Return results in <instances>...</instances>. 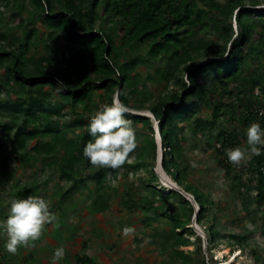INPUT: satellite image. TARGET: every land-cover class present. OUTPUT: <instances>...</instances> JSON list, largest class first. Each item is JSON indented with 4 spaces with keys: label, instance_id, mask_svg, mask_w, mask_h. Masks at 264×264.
<instances>
[{
    "label": "trees",
    "instance_id": "trees-1",
    "mask_svg": "<svg viewBox=\"0 0 264 264\" xmlns=\"http://www.w3.org/2000/svg\"><path fill=\"white\" fill-rule=\"evenodd\" d=\"M0 1L16 9L13 25L0 19V149L8 142L10 152L17 153L15 159L34 164L52 157L46 162L59 165L62 178L94 196L90 213L106 211L112 187H107V174L113 172L117 178L118 169L92 166L83 149L93 139L87 130L91 116L121 93V101L129 108L149 109L159 120L163 167L195 196L199 224L204 225L212 202L186 180L188 168L180 159L188 128L205 135L208 148L214 145L218 164L226 175H233L238 188L246 187L244 171L250 169L257 184V203L264 205V146L258 145L262 154L254 155L243 168L231 164L226 155V149L242 147L239 128L250 122L264 127V116L259 114L264 108V0ZM181 70L186 72V82L176 79ZM170 83L181 92L167 96ZM125 118L139 129L134 130L139 138L137 157L128 167L149 171V180L156 178L151 118L131 112ZM238 118L233 129L221 128L222 123ZM7 167L3 164L1 183L13 177ZM19 185L18 180L13 184ZM155 186L148 182L142 192L124 186L119 203L130 212L143 211L142 225L161 221L170 225L162 231L153 227L155 233L150 236L163 237L162 245L170 247L172 258H181L183 264H216L211 252L218 243L215 224L205 228L207 256L201 237L190 239L196 234L194 228L186 236L181 232L191 224L194 206L178 191L165 193ZM62 192L63 197L69 194ZM29 194L35 192L30 188L17 192L20 197ZM172 198L182 203V211L163 210L165 201ZM192 243V252L180 249ZM91 262L83 253L73 264Z\"/></svg>",
    "mask_w": 264,
    "mask_h": 264
},
{
    "label": "rangeland",
    "instance_id": "rangeland-1",
    "mask_svg": "<svg viewBox=\"0 0 264 264\" xmlns=\"http://www.w3.org/2000/svg\"><path fill=\"white\" fill-rule=\"evenodd\" d=\"M15 11V8L11 9V6L7 7L4 2L0 1V19L3 21L7 19L8 24L13 25L12 16ZM24 17H27L26 13H24ZM234 31V37H237L236 28ZM19 33H22V30ZM178 78L180 82H186V72L181 70L176 79ZM150 85L149 82L148 86ZM175 90L181 92L179 86L170 83L166 95H171ZM2 97L5 98L6 95L4 94ZM155 98L154 102L159 98V95ZM202 109L205 110V107ZM238 121L239 118L233 123L226 121L221 124V128L231 130L237 126ZM218 128L215 126L216 130ZM246 128H239L242 148L248 147ZM135 129L137 128L133 127V130ZM185 135L187 140L183 146V155L180 161L188 168L186 180L189 179V182L195 184L205 195H209L212 202L209 213H205L207 218L203 221L204 225L201 229L204 232L201 234L209 235L205 228L209 227L210 223L215 224L214 232L218 243L213 244L214 247L211 248L213 258L229 262L235 254L240 252L233 264H264V205L260 206L257 203V184L254 177L251 179L250 169L246 167V171H244V180H247L246 187L238 188L233 175H226L218 164L214 145L207 147L205 135L193 134L190 128L186 130ZM135 136L138 147L139 138L136 133ZM216 146L218 147V144ZM137 147L130 153L129 162L117 170V178H114L113 172L107 174V187L112 186L113 181L116 182V186L118 184L120 186L119 189L113 186L108 189L110 208L106 211L99 210L100 212L90 213V201L94 196L83 188L76 189L72 182L62 178L59 165L56 164L52 167L46 162V160L50 161L52 157L47 159L44 157L38 164H34L32 161L27 162L25 159H15L17 153L10 152L7 142L0 149V174L3 164H8L7 169L13 172V177L4 183L0 182V221L7 218L10 202L13 199L28 197L18 196V190L30 188L32 192H35L33 196H42L50 202V211L56 214L58 226L57 222L46 225L41 238L34 242L35 247H20L15 255L6 251L7 237L3 230H0V264H50L55 249L61 246L65 248L66 254L57 264H73L75 257L82 256L83 253L92 258L91 264H183L181 258L171 257L170 247L162 245L163 237L152 238L150 236L155 233L153 227L156 226L159 231H162L170 225L164 221L157 222L153 226L142 225L143 211L130 212L129 208L119 203V197L125 192L124 186L132 185L133 189L137 190L138 188V191L142 192L145 191L148 182L150 185L162 184L161 177L157 174V152L154 157L155 163L152 166L156 178L152 177L149 180V177L151 178L149 171L141 169L136 172L133 167H128L136 160ZM253 156L249 149L247 162H252ZM149 162V164L152 163L151 157H149ZM247 162L242 163L241 168ZM125 168L130 173L124 176ZM17 180L20 185L14 187L13 184ZM34 184L37 185L36 188H34ZM88 184L91 188L95 186L90 181ZM155 188L158 189L156 186ZM64 190L69 192L67 197L62 195ZM61 195L63 200L60 199ZM165 207L172 208L176 212L183 210L182 203L178 198L165 201L163 210ZM193 224L194 222H191L185 226L181 230L182 234L185 236L189 234V228ZM125 226L133 227L135 232L130 236H124L122 230ZM196 236L201 237L197 232L190 239L193 241ZM201 240L207 255L208 245L203 237ZM84 243H86V247L82 248ZM194 247L195 245L192 243L181 246L180 249L187 253L192 252ZM6 254L8 257L5 259ZM31 257L34 259L32 260ZM194 260L196 261V257Z\"/></svg>",
    "mask_w": 264,
    "mask_h": 264
},
{
    "label": "clouds",
    "instance_id": "clouds-1",
    "mask_svg": "<svg viewBox=\"0 0 264 264\" xmlns=\"http://www.w3.org/2000/svg\"><path fill=\"white\" fill-rule=\"evenodd\" d=\"M262 7H264V5H262ZM57 91H63V89L57 88ZM120 95L121 93L114 94L110 104L104 105L91 116L87 130L93 139L89 140L85 145L83 149L84 157L88 159L92 166L97 168H111L113 170L121 168L125 163L129 162L130 153L137 147L135 132L130 121L125 118L126 114L131 112L147 116L151 118L155 129L154 137L157 145L158 161L157 174L162 180V184L157 183L156 187L163 190L165 193L170 192V190L178 191L176 186L184 189L163 167L165 149L159 129V120L155 118L154 114L149 109L139 110L129 108L121 101ZM259 114L264 116V109L260 110ZM156 123H158V128L155 127ZM245 131L247 148L237 146L226 149L227 159L234 166H240L242 163L247 162L249 158V149L250 154L257 156L262 154L261 148L258 147V145L264 146V129L261 128L258 122H252ZM158 167H160L167 176H170L174 182H171V179L164 180L163 174ZM112 186H116L115 181H113ZM193 206L195 208V213L192 223L194 222V224L191 227L194 228L197 233L196 227L200 229L202 227L196 219L197 213L200 210V205L197 202V205ZM57 221L58 218L56 214L50 211V202L44 197L29 195L24 199H13L10 202L7 218L0 221V230H3L7 237L5 243L6 251L9 254L15 255L20 247H35L34 242L41 238L45 226ZM134 232L135 229L130 226H125L122 230V234L126 237L132 235ZM200 236L205 239V243L208 245L207 235L204 233V236L202 234H200ZM239 253L235 254L229 262H227V260L214 259L216 264H224L226 262L227 264H233V261ZM65 254L66 250L63 246L56 248L51 257L50 264H57L58 261L65 257Z\"/></svg>",
    "mask_w": 264,
    "mask_h": 264
},
{
    "label": "water",
    "instance_id": "water-1",
    "mask_svg": "<svg viewBox=\"0 0 264 264\" xmlns=\"http://www.w3.org/2000/svg\"><path fill=\"white\" fill-rule=\"evenodd\" d=\"M156 128H158V123H156V126H155ZM176 188H177V190L180 192V193H182L193 205H197V201H196V199H195V197L192 195V194H190V193H188V192H186L184 189H182L181 187H178V186H176ZM196 230L201 234V232H203L199 227H196Z\"/></svg>",
    "mask_w": 264,
    "mask_h": 264
},
{
    "label": "bare ground",
    "instance_id": "bare-ground-1",
    "mask_svg": "<svg viewBox=\"0 0 264 264\" xmlns=\"http://www.w3.org/2000/svg\"><path fill=\"white\" fill-rule=\"evenodd\" d=\"M150 113V112H149ZM158 169L161 171V173L163 174V178L164 180H170L171 177L170 176H167L160 167H158ZM171 182H174L172 179L170 180ZM168 183V182H167ZM226 262V261H225ZM227 263V262H226Z\"/></svg>",
    "mask_w": 264,
    "mask_h": 264
}]
</instances>
